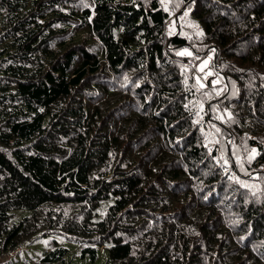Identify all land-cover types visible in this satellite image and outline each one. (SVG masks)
<instances>
[{"label": "trees", "instance_id": "1", "mask_svg": "<svg viewBox=\"0 0 264 264\" xmlns=\"http://www.w3.org/2000/svg\"><path fill=\"white\" fill-rule=\"evenodd\" d=\"M53 233L104 264H264V0H0V264Z\"/></svg>", "mask_w": 264, "mask_h": 264}, {"label": "rangeland", "instance_id": "2", "mask_svg": "<svg viewBox=\"0 0 264 264\" xmlns=\"http://www.w3.org/2000/svg\"><path fill=\"white\" fill-rule=\"evenodd\" d=\"M172 19L171 16L167 18V32L172 34ZM178 54L182 56H189L191 51L187 48H181ZM212 56L211 53L200 58L194 64V70L196 73L197 81L199 85L204 86L208 84L210 86H216L221 84V80L215 73L211 66ZM238 161L242 158L238 157ZM29 211L16 210L12 213L10 219L11 224H17L19 220L27 216ZM55 241L58 246L67 250V254L64 257V262L61 264H104L106 256L105 250H98L97 260L91 262L90 259L81 256V246L70 239H68L63 233H53L46 236L38 235L28 242L27 245L21 246L10 255L2 259L3 264H35L37 263L43 254L51 247V242Z\"/></svg>", "mask_w": 264, "mask_h": 264}, {"label": "water", "instance_id": "3", "mask_svg": "<svg viewBox=\"0 0 264 264\" xmlns=\"http://www.w3.org/2000/svg\"><path fill=\"white\" fill-rule=\"evenodd\" d=\"M209 84V83H208Z\"/></svg>", "mask_w": 264, "mask_h": 264}]
</instances>
